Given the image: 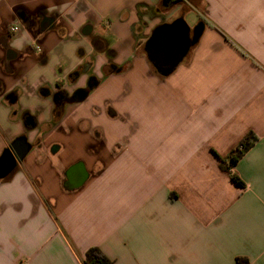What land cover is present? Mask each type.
Instances as JSON below:
<instances>
[{
    "label": "crops",
    "instance_id": "1",
    "mask_svg": "<svg viewBox=\"0 0 264 264\" xmlns=\"http://www.w3.org/2000/svg\"><path fill=\"white\" fill-rule=\"evenodd\" d=\"M179 17L201 30L160 76L142 47ZM17 138L0 264L93 246L111 264H264V0H0V157Z\"/></svg>",
    "mask_w": 264,
    "mask_h": 264
},
{
    "label": "water",
    "instance_id": "2",
    "mask_svg": "<svg viewBox=\"0 0 264 264\" xmlns=\"http://www.w3.org/2000/svg\"><path fill=\"white\" fill-rule=\"evenodd\" d=\"M201 25L193 33L187 22L176 18L170 22L157 25L144 44V51L149 62L160 76L169 75L185 58L196 36L199 35ZM86 91L79 89L73 99L82 100ZM28 143L24 138H17L0 157V176L7 175L28 151Z\"/></svg>",
    "mask_w": 264,
    "mask_h": 264
},
{
    "label": "trees",
    "instance_id": "3",
    "mask_svg": "<svg viewBox=\"0 0 264 264\" xmlns=\"http://www.w3.org/2000/svg\"><path fill=\"white\" fill-rule=\"evenodd\" d=\"M195 43V40L193 41L192 45ZM191 45V46H192ZM191 48V47H190ZM238 48V46H236ZM144 49V47H142ZM239 49V48H238ZM144 51V50H143ZM152 69L155 71L154 67L150 63ZM55 117L58 118L61 114L60 109L58 107L55 108ZM258 140V137L253 132L249 131L247 132L240 140L239 142L230 149L227 156L221 160V164L228 160V171L232 168V166L236 163V161L242 157V155ZM232 180L237 183L241 184L240 179L237 175L232 174L231 175ZM84 264H111V260L102 252L100 247L93 246L87 249L84 257ZM235 264H249L247 259L244 257H236Z\"/></svg>",
    "mask_w": 264,
    "mask_h": 264
},
{
    "label": "flooded vegetation",
    "instance_id": "4",
    "mask_svg": "<svg viewBox=\"0 0 264 264\" xmlns=\"http://www.w3.org/2000/svg\"><path fill=\"white\" fill-rule=\"evenodd\" d=\"M94 83V80H91L89 84H93ZM66 95H61V94H58L56 95V107H58V109H60V111L63 110V105L64 103L66 102Z\"/></svg>",
    "mask_w": 264,
    "mask_h": 264
},
{
    "label": "rangeland",
    "instance_id": "5",
    "mask_svg": "<svg viewBox=\"0 0 264 264\" xmlns=\"http://www.w3.org/2000/svg\"><path fill=\"white\" fill-rule=\"evenodd\" d=\"M184 9H185V8H184ZM189 12H191V11H189ZM183 19H184V18H183ZM184 20H186V21L188 22V24L190 23V22H189V19H184ZM194 28H195V27H194ZM194 28H193V29H194ZM193 29H191V30H193ZM194 30H195V29H194ZM194 30H193V31H194ZM193 31H191V34L193 33ZM187 57H188V53H187V55L185 56V58H187Z\"/></svg>",
    "mask_w": 264,
    "mask_h": 264
},
{
    "label": "built area",
    "instance_id": "6",
    "mask_svg": "<svg viewBox=\"0 0 264 264\" xmlns=\"http://www.w3.org/2000/svg\"><path fill=\"white\" fill-rule=\"evenodd\" d=\"M16 29H17V27H13V28H12V30H16Z\"/></svg>",
    "mask_w": 264,
    "mask_h": 264
}]
</instances>
